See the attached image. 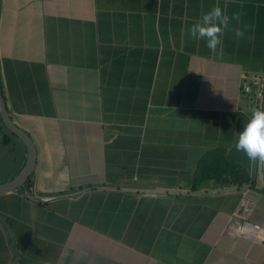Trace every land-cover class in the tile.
<instances>
[{
	"label": "crops",
	"instance_id": "0c3cea01",
	"mask_svg": "<svg viewBox=\"0 0 264 264\" xmlns=\"http://www.w3.org/2000/svg\"><path fill=\"white\" fill-rule=\"evenodd\" d=\"M216 2L0 0L1 93L35 146L0 191V264H264V165L235 149L264 109L240 91L264 0L228 4L248 28L222 57L187 35ZM25 159L0 118V182Z\"/></svg>",
	"mask_w": 264,
	"mask_h": 264
},
{
	"label": "clouds",
	"instance_id": "9594fccd",
	"mask_svg": "<svg viewBox=\"0 0 264 264\" xmlns=\"http://www.w3.org/2000/svg\"><path fill=\"white\" fill-rule=\"evenodd\" d=\"M230 2L224 0L222 7L217 0L187 28L189 38L197 44L204 41L205 47L215 57L223 56V37L227 31L234 33L236 38H243L248 28L242 23V12H233L231 16L228 14L227 6ZM235 149L248 160L250 173L255 166L264 165V109L251 111L238 133Z\"/></svg>",
	"mask_w": 264,
	"mask_h": 264
},
{
	"label": "water",
	"instance_id": "95a60500",
	"mask_svg": "<svg viewBox=\"0 0 264 264\" xmlns=\"http://www.w3.org/2000/svg\"><path fill=\"white\" fill-rule=\"evenodd\" d=\"M0 118L5 128L15 134L24 144L26 150V159L20 170L9 180L0 182V191L10 190L20 187L26 181L31 173L35 161V146L27 132L18 126L10 117L6 110L0 87Z\"/></svg>",
	"mask_w": 264,
	"mask_h": 264
},
{
	"label": "built area",
	"instance_id": "2783aa9c",
	"mask_svg": "<svg viewBox=\"0 0 264 264\" xmlns=\"http://www.w3.org/2000/svg\"><path fill=\"white\" fill-rule=\"evenodd\" d=\"M264 90V64L259 74L250 75L245 77L240 83V91L243 95L250 96L254 99L261 97ZM244 197V195H243ZM252 202L243 199L241 212L239 213L241 225H245L246 219L251 211Z\"/></svg>",
	"mask_w": 264,
	"mask_h": 264
},
{
	"label": "trees",
	"instance_id": "16d2710c",
	"mask_svg": "<svg viewBox=\"0 0 264 264\" xmlns=\"http://www.w3.org/2000/svg\"><path fill=\"white\" fill-rule=\"evenodd\" d=\"M11 134H13L11 131H9ZM2 140H4V139H2Z\"/></svg>",
	"mask_w": 264,
	"mask_h": 264
}]
</instances>
